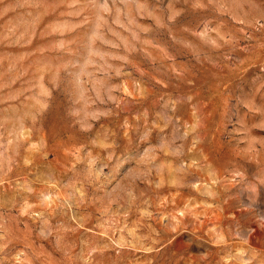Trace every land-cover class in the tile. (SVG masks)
Segmentation results:
<instances>
[{
    "label": "rangeland",
    "instance_id": "obj_1",
    "mask_svg": "<svg viewBox=\"0 0 264 264\" xmlns=\"http://www.w3.org/2000/svg\"><path fill=\"white\" fill-rule=\"evenodd\" d=\"M0 264H264V0H0Z\"/></svg>",
    "mask_w": 264,
    "mask_h": 264
}]
</instances>
